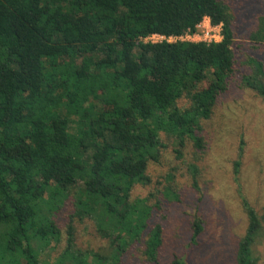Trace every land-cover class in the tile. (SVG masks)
<instances>
[{
    "label": "trees",
    "instance_id": "obj_1",
    "mask_svg": "<svg viewBox=\"0 0 264 264\" xmlns=\"http://www.w3.org/2000/svg\"><path fill=\"white\" fill-rule=\"evenodd\" d=\"M203 17L220 25L218 43L141 41L192 31ZM233 40L220 0H0V264H48L38 254L58 243L59 232L41 212L43 196L53 207L78 180L80 218L116 245L110 264H119L123 236L133 239L150 214L142 199L128 198L147 182L159 133L178 149L185 139L202 149L199 123L234 72ZM248 40L263 42L264 29ZM246 62L243 85L264 98L261 64ZM94 98L104 105L96 108ZM180 99L187 106H176ZM241 206L247 224L234 264H254L249 246L259 222L245 201ZM192 227L194 238L200 227ZM159 234L154 225L145 252L152 261ZM65 262L98 264V255L74 252L70 226L52 264Z\"/></svg>",
    "mask_w": 264,
    "mask_h": 264
},
{
    "label": "rangeland",
    "instance_id": "obj_2",
    "mask_svg": "<svg viewBox=\"0 0 264 264\" xmlns=\"http://www.w3.org/2000/svg\"><path fill=\"white\" fill-rule=\"evenodd\" d=\"M220 1L231 17L234 72L209 119L199 123L201 150L195 151L188 139L178 149L174 138L159 133L162 147L158 148L157 160L147 163V182L135 184L128 198L129 203L142 199L150 214L145 228L133 239L123 236L119 264H170L174 258L185 264H234L235 250L247 224L241 200L259 222L249 246L250 257L254 264H264V98L243 85L251 73L247 59L260 62L264 71V41L248 40L251 33L264 29V0ZM68 62L62 58L60 63ZM71 62L73 68L80 65V60ZM91 103L96 108L104 105L100 106L97 98ZM176 106L184 108L187 102L180 99ZM174 150L180 151V158L175 157ZM192 168H196L194 179ZM81 185L78 180L76 188L53 207H46L47 196H43L41 212L59 232L58 243L50 242L38 254L48 264L63 250L68 226L74 252L96 254L98 264L111 263L116 245L100 237L90 219L80 218L84 202H75V194ZM193 222L200 227L194 238ZM154 225L160 227V245L152 261L145 252Z\"/></svg>",
    "mask_w": 264,
    "mask_h": 264
},
{
    "label": "built area",
    "instance_id": "obj_3",
    "mask_svg": "<svg viewBox=\"0 0 264 264\" xmlns=\"http://www.w3.org/2000/svg\"><path fill=\"white\" fill-rule=\"evenodd\" d=\"M221 40V27L220 25L210 24L207 17H203L199 23H197L192 31H186L183 34L175 37H163L160 35L152 34L147 36L141 41L157 43L161 41L166 42H190V43H218Z\"/></svg>",
    "mask_w": 264,
    "mask_h": 264
}]
</instances>
